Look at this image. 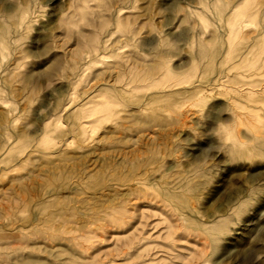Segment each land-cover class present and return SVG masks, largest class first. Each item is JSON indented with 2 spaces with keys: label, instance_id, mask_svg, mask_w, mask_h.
I'll return each instance as SVG.
<instances>
[{
  "label": "rangeland",
  "instance_id": "1",
  "mask_svg": "<svg viewBox=\"0 0 264 264\" xmlns=\"http://www.w3.org/2000/svg\"><path fill=\"white\" fill-rule=\"evenodd\" d=\"M0 223V264H264V0H0Z\"/></svg>",
  "mask_w": 264,
  "mask_h": 264
},
{
  "label": "bare ground",
  "instance_id": "2",
  "mask_svg": "<svg viewBox=\"0 0 264 264\" xmlns=\"http://www.w3.org/2000/svg\"><path fill=\"white\" fill-rule=\"evenodd\" d=\"M89 96V95H88ZM88 96H85L84 98H83V103H85L86 104V102H88L87 100H89V98L91 97H88ZM4 219V218H3ZM3 219H2V221H3ZM4 222V221H3ZM7 223V225H8V222H6ZM0 225L2 226V223H0ZM1 226H0V228H1ZM15 228L16 227H13V228H7V229H9L7 232H2V233H0V239L2 240V242L0 243V249L1 248H6V247H16L17 246V244H12V245H10V243H11V239H15L16 238V233H14L15 231Z\"/></svg>",
  "mask_w": 264,
  "mask_h": 264
}]
</instances>
